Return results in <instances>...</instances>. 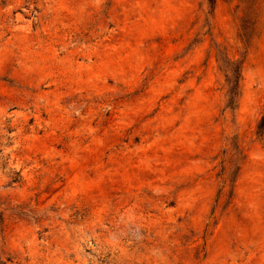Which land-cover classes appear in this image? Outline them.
Returning <instances> with one entry per match:
<instances>
[{
    "label": "rangeland",
    "instance_id": "rangeland-1",
    "mask_svg": "<svg viewBox=\"0 0 264 264\" xmlns=\"http://www.w3.org/2000/svg\"><path fill=\"white\" fill-rule=\"evenodd\" d=\"M0 264H264V0H0Z\"/></svg>",
    "mask_w": 264,
    "mask_h": 264
},
{
    "label": "trees",
    "instance_id": "trees-1",
    "mask_svg": "<svg viewBox=\"0 0 264 264\" xmlns=\"http://www.w3.org/2000/svg\"><path fill=\"white\" fill-rule=\"evenodd\" d=\"M209 3H211L213 0H207Z\"/></svg>",
    "mask_w": 264,
    "mask_h": 264
}]
</instances>
